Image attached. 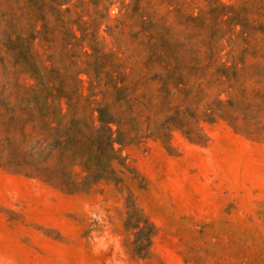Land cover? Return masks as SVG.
<instances>
[{"label": "rangeland", "instance_id": "374dc122", "mask_svg": "<svg viewBox=\"0 0 264 264\" xmlns=\"http://www.w3.org/2000/svg\"><path fill=\"white\" fill-rule=\"evenodd\" d=\"M120 6L98 35L120 158L94 182L60 28L32 42L37 4L0 0V264H264V0Z\"/></svg>", "mask_w": 264, "mask_h": 264}, {"label": "trees", "instance_id": "16d2710c", "mask_svg": "<svg viewBox=\"0 0 264 264\" xmlns=\"http://www.w3.org/2000/svg\"><path fill=\"white\" fill-rule=\"evenodd\" d=\"M120 3L121 11L124 0H32V6H38V12L44 18L42 29H33L29 35V40L36 39L42 44L49 40V34L53 28H60L62 33V44L67 58V76L74 79L78 84L74 89L59 87L58 94L68 97L70 94H82L83 83L86 82L89 102L95 104L91 120L92 134H84L82 129H76L74 136L80 140L79 150L82 156L83 169L86 177L91 181L108 179L111 176V164L113 160H118L120 156L115 150L114 143L117 142L115 133L119 120L114 113H109L106 109H111V105L105 102L109 88L112 85L123 83L124 78L112 79V73L116 65H111L106 71V78H101L105 69L103 58L112 61L114 52L106 53L103 50V42L99 38V29L105 20L108 19V11L113 4ZM76 11V18L71 19L68 13ZM87 17V18H85ZM48 19L52 22L48 23ZM43 45V44H42ZM52 55H49L51 60ZM90 67L95 70V76L91 75ZM86 75V79H80L79 75ZM79 84L81 86H79ZM101 95L100 99L95 97ZM137 241L135 253L142 256L151 242L152 231L147 223L136 220Z\"/></svg>", "mask_w": 264, "mask_h": 264}]
</instances>
